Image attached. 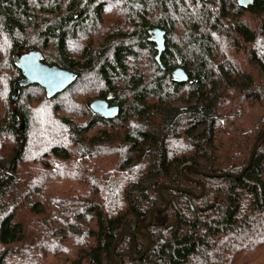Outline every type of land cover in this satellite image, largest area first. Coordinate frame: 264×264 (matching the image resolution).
<instances>
[{"label": "trees", "instance_id": "1", "mask_svg": "<svg viewBox=\"0 0 264 264\" xmlns=\"http://www.w3.org/2000/svg\"><path fill=\"white\" fill-rule=\"evenodd\" d=\"M30 52L74 84L14 101ZM263 132L264 0H0V264H115L122 232L138 258L165 185L205 193L164 189L117 263L264 264Z\"/></svg>", "mask_w": 264, "mask_h": 264}, {"label": "water", "instance_id": "2", "mask_svg": "<svg viewBox=\"0 0 264 264\" xmlns=\"http://www.w3.org/2000/svg\"><path fill=\"white\" fill-rule=\"evenodd\" d=\"M206 1H209V0H206ZM254 2H255V0H238L239 5L246 7V8L253 6ZM151 39H152L153 43L155 44V49L158 53L156 56V61H157V63L161 64V56H162V53L165 51L166 33H165V31H163L161 29H154L151 32ZM16 65H17L18 69L22 72L23 78L20 79L19 81H17L14 85V88H15V94L13 97L14 101L18 100L19 87H27L29 85L37 84V85H40L45 90L48 97L55 98L56 96L64 93L71 85L74 84V82L76 80L75 75L73 73H71L67 70L61 69L56 65L49 66V65L45 64L42 61V55L40 53H37V52H30V53H26V54H23L21 56L16 57ZM172 78L174 81H177L180 83H184V82H187L189 80L188 75L186 74V72L183 69L174 70L172 72ZM90 109L94 114L101 116V117H104V118H107V119L116 118L119 115V111H120V109L118 107L110 106V104L105 100L93 101L90 105ZM263 138H264V132L262 133V135L259 137V139L257 140V142L254 145V149L252 152L250 163H252V161L256 155L258 143ZM187 169H191L194 171L192 166L187 164L183 167V170H182L183 174L185 173V170H187ZM195 173L197 175L209 176V177H224V176H226V175H218V176L207 175V174H203L200 172H195ZM243 174L244 173H242L238 176H236V175H228V176L233 177L235 179H240L243 176ZM164 189L173 190V191L181 192V193H189V194L194 195L195 197H203L204 193H205L204 187H203L202 194L197 196L188 190H184V189H180V188H176V187H172V186H168V185L162 186L159 189V192H160L161 198L165 202V206L163 208L154 209L152 211L151 219H150L149 223L143 224L139 227V233L148 239V245H147L145 251L141 254L140 257H138V258L135 257V236L130 232H122L118 236L116 242L114 243V246H113V249L111 252L112 259H113L115 264H119V263H117V261L115 259V253H116L118 244H119L121 238L126 234L130 235L132 238L131 255L135 258V260L143 259L146 256V254L149 252V249H150L151 244H152V240H151L150 235L145 233L144 230L148 229L153 224L154 214L156 212L164 211L169 207V202L167 201V199H165V197L162 194V191Z\"/></svg>", "mask_w": 264, "mask_h": 264}]
</instances>
